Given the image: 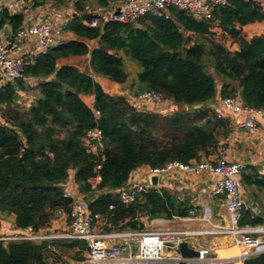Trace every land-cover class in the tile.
Wrapping results in <instances>:
<instances>
[{"label":"trees","instance_id":"1","mask_svg":"<svg viewBox=\"0 0 264 264\" xmlns=\"http://www.w3.org/2000/svg\"><path fill=\"white\" fill-rule=\"evenodd\" d=\"M126 1L33 0L34 7L70 5L76 14L64 29L73 39L26 57L21 80L0 76V215L14 216L17 230L49 232L62 217L68 224L70 182L90 202L92 213L105 220L106 232L142 230L141 218L184 217L190 207L165 190L140 195L131 205L121 203L118 190L139 168L216 155L232 129L230 120L218 118L210 107L216 98H238L245 108L264 111L262 5L227 0L208 20L169 8L168 16L89 26L90 12H108L113 2ZM23 19L21 13L1 10L0 34L8 28L15 38ZM87 55L86 70L58 65L60 59ZM130 60L140 68L134 77L126 69ZM95 77L121 85L132 96L153 91L178 110L167 115L137 111L124 95L106 93ZM26 91L34 99L21 106L19 93ZM81 96H92L93 106ZM92 129L101 136L88 142ZM96 176L101 181L92 189ZM242 184L262 192L264 176L251 170ZM240 224L264 225V219L247 212ZM52 248L74 251L77 261L87 251L83 241L0 242V264H48ZM243 264H264V254Z\"/></svg>","mask_w":264,"mask_h":264},{"label":"built area","instance_id":"2","mask_svg":"<svg viewBox=\"0 0 264 264\" xmlns=\"http://www.w3.org/2000/svg\"><path fill=\"white\" fill-rule=\"evenodd\" d=\"M264 7V0H253ZM227 0H127L121 7L119 14L101 10L90 12L93 18L89 21L90 27H96L99 23L121 22L131 23L147 15L168 16L167 9L175 8L191 15L196 19L208 20L214 8L223 6ZM76 14L74 8L69 5L60 26L52 27L46 22H37L19 29L14 40L22 43L24 40L34 37L37 39L35 46L30 51L29 57H34L47 48L56 46L60 41H65L64 29L71 18ZM13 44V43H12ZM11 45L0 42V76L10 81L21 80L25 70V58L23 56L11 57ZM128 102L140 111L143 105L162 106L166 103L161 96L153 91H145L138 96L128 95ZM215 112L218 118L223 111L237 115H244L246 120L242 127L254 136L259 124L264 122V111L245 108L238 98L221 99ZM88 142L98 140L101 132L98 129L88 131ZM92 150L96 151V145L92 144ZM229 147H224L219 154L204 159V162L180 163L170 162L161 168L151 169L142 167L147 174L157 176L164 173H178L200 177L209 176L215 178L212 195L221 198L220 207L225 210V222H212V214L207 206L199 216L194 210L189 212V217L180 219L183 221H197L207 223L208 227L197 230L181 229L173 230L163 228V220H155L156 228L150 230L127 231H103L105 220L90 210V202L85 195L76 190H67L65 197L70 200L69 223L62 231L54 234L41 232L33 233L28 230L23 235H6L0 237V242H52L61 240L65 242L83 241L87 245L86 257L79 264H243L245 260L264 254V225L243 226L240 224L244 214L251 211L248 204L241 196V188L238 176L242 168L241 164L231 163L226 155L230 153ZM131 183L118 190L121 203L131 205L140 195L156 192L160 194L157 185L137 183L135 178L129 179ZM101 178L92 179L91 187L95 189ZM177 220L173 217L170 221ZM154 224V225H155ZM193 236H213L226 238L228 247H234L238 254L230 258H218L215 247L198 250L197 258L188 259L182 257L178 245L183 239ZM48 264H64L59 259V253L50 249L46 256Z\"/></svg>","mask_w":264,"mask_h":264},{"label":"crops","instance_id":"3","mask_svg":"<svg viewBox=\"0 0 264 264\" xmlns=\"http://www.w3.org/2000/svg\"><path fill=\"white\" fill-rule=\"evenodd\" d=\"M116 3L112 5L108 12H112L114 9H118L121 5ZM69 6L60 7L59 9L52 7L51 5H42L34 7L33 0H0V11L6 9L10 14H22L24 16L22 28L37 22H46L52 27L60 26L62 21L66 19V12ZM107 11V10H103ZM6 28V27H5ZM7 29V30H6ZM0 34V42L4 44L11 45V57L23 56L29 57L30 51L36 44L37 39L30 37L22 43H16L14 38L11 36L10 29L6 28ZM65 40L73 39L72 34H65ZM13 43V44H12ZM94 46V43L91 44V47ZM87 65L85 68L89 67V56L83 57H68L63 58L58 61L59 66H73L80 69L77 65L80 62ZM77 64V65H76ZM95 80L101 85L103 90L108 93L104 88L113 87L121 88V85L113 83L105 78H97ZM124 92V91H122ZM122 92L119 91V94L122 95ZM114 95V94H111ZM124 95V94H123ZM127 94L124 96L126 97ZM82 101L89 107L93 106L94 99L92 96H81ZM220 98H216L213 103L210 105L212 109H215L217 103L220 101ZM172 103L166 101L162 106H152V105H143L141 110L143 112H153L160 113L163 115L171 114L174 109L178 110L176 107H172ZM174 108V109H173ZM223 118H227L231 122V132L226 138L221 139V144L230 148V153L226 155V158L231 163L241 164L242 167H245V173L238 176V182L241 188V196L246 204L251 208V215L253 217H261L264 219V191L258 192L253 187H246L242 184V177L250 173L251 170H254L259 175L264 176V122L259 124V128L254 136L248 134V132L241 126L242 123L246 120L244 115L233 114L228 111L222 112ZM219 154V153H217ZM216 154V155H217ZM132 178H135V182L152 185L149 178L150 174L144 172L141 168L135 170L132 175ZM130 177V179H131ZM215 178L209 176H200L193 177L182 175L178 173H164L158 176L157 187L160 190L167 191L173 198L176 199L177 203L181 206L190 207L188 214L184 217H178L177 220L170 221L163 218H157L153 220H148L147 218H141L140 223L143 224L142 230L155 229L156 224L152 225V222L155 220H163V228H169L173 230L189 229L197 230L199 228L208 227L207 223H201L197 221H183L180 219H186L189 217V212L194 210L196 215L199 216L203 210L204 206H207L212 214V222H225V210L220 207L221 198L215 197L212 195V190L215 185ZM131 183L129 180L127 184ZM71 189L76 190V184L70 182ZM153 186V185H152ZM155 187V186H154ZM255 194L257 199H253L252 195ZM66 220L64 217L55 221L51 226V229H48L49 232L57 231L56 229L66 226ZM249 226V225H247ZM131 230V229H127ZM119 230V231H127ZM27 231L17 230L14 226V216H5L0 215V237L6 235H23L27 234ZM184 242H187L188 245L193 250H201L206 248L215 247L217 252L222 249H228V239L219 238L213 236H193L186 239H183ZM238 251V250H237ZM59 253V259H63L62 255ZM72 258L69 259L70 264H79L86 257V252L83 253V259L77 261L74 259V251H69ZM67 255V254H65ZM72 259V260H71ZM66 264V262H64ZM193 264H202L198 262H193Z\"/></svg>","mask_w":264,"mask_h":264},{"label":"rangeland","instance_id":"4","mask_svg":"<svg viewBox=\"0 0 264 264\" xmlns=\"http://www.w3.org/2000/svg\"><path fill=\"white\" fill-rule=\"evenodd\" d=\"M114 3V2H113ZM113 3L111 4V6L113 5ZM115 5H116V3H114ZM119 5H123L122 3H120ZM84 63V61L83 62H80L77 66L80 68V70H86L87 68H85L87 65H85V64H83ZM126 69H127V72L131 75V77H134L135 76V73L137 72V70L139 71L140 70V68H139V66L135 63V62H132L131 60L128 62H126ZM210 72H212V70H210ZM35 85V82H33V83H30V85L29 86H34ZM106 91H108V94H114V95H121V94H119V91L120 92H122V91H124V92H122V95L124 94H127L126 95V97H128V95H130L128 92H126L125 90H123V88H122V86H121V88H117V90L116 89H114L113 87H108V88H104ZM19 95H20V99L17 101V104H19V105H21V106H29L30 105V103L33 101V99H34V94L31 92V91H26V92H24V93H19ZM224 147H226L225 145H222V144H220V146L218 147V149H217V153H219L220 152V150L221 149H223ZM7 216H5V218H6ZM67 224V223H66ZM65 227L64 226H62L61 228H59V229H56L57 231H54V232H46V233H50V234H54L55 232H58V231H62L63 229H64ZM58 249V248H57ZM58 252H60V254L62 255V257L64 258V262H66V264H70V262H69V259H67V258H72L71 257V253H69V252H63L62 250H57ZM236 253V255H237V253H238V251H236L235 252ZM65 254H67V255H65ZM72 260V259H71ZM65 264V263H64Z\"/></svg>","mask_w":264,"mask_h":264},{"label":"water","instance_id":"5","mask_svg":"<svg viewBox=\"0 0 264 264\" xmlns=\"http://www.w3.org/2000/svg\"><path fill=\"white\" fill-rule=\"evenodd\" d=\"M119 12H120V9H117L115 14L117 15V14H119ZM201 162L203 163L204 159H202ZM244 173H245V167H242L240 170V176H242ZM149 180L153 186H156L157 181H158V176L155 174H152V175H150ZM59 188L62 190H65L66 186H59ZM110 192H112V191H110ZM178 249H179V252L181 253L182 257H184V258L193 259V258H197L199 256V252L196 250H193L188 245L187 242H184V241L179 242Z\"/></svg>","mask_w":264,"mask_h":264},{"label":"bare ground","instance_id":"6","mask_svg":"<svg viewBox=\"0 0 264 264\" xmlns=\"http://www.w3.org/2000/svg\"><path fill=\"white\" fill-rule=\"evenodd\" d=\"M236 251H237V249L234 248V247H231V248H228V249L219 250L217 252L218 253V258H223V259L230 258L231 256H235L236 255V253H235Z\"/></svg>","mask_w":264,"mask_h":264}]
</instances>
